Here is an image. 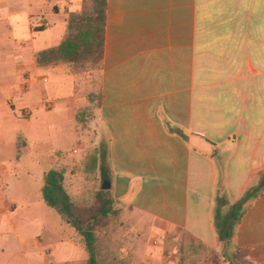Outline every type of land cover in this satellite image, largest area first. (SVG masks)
Instances as JSON below:
<instances>
[{"label": "crops", "instance_id": "obj_1", "mask_svg": "<svg viewBox=\"0 0 264 264\" xmlns=\"http://www.w3.org/2000/svg\"><path fill=\"white\" fill-rule=\"evenodd\" d=\"M82 2L0 0V210L10 207L0 264L4 252H18L13 264L88 259L46 221L40 193L87 103L66 65L36 63ZM100 90L92 123L132 233L130 264H172L183 233L219 251L216 209L226 214L264 173V0H107ZM231 243L264 264V195Z\"/></svg>", "mask_w": 264, "mask_h": 264}, {"label": "trees", "instance_id": "obj_2", "mask_svg": "<svg viewBox=\"0 0 264 264\" xmlns=\"http://www.w3.org/2000/svg\"><path fill=\"white\" fill-rule=\"evenodd\" d=\"M107 0H83L79 12L68 15L65 35L57 47L39 52L36 55L38 66L65 64L75 67L77 72L87 70L100 74L104 56ZM89 104L92 96H89ZM88 104V105H89ZM101 104V90L93 109L90 105L78 109L75 114L77 124H86L95 118V112ZM93 118V120H94ZM92 120V121H93ZM181 134L180 131H174ZM99 173L104 183L109 182V165L106 150L93 149L85 153L81 165V174L90 178ZM64 174L58 169L49 170L43 179L41 196L47 207L54 210L81 238V245L87 252L86 264H130V259L123 252L112 248L110 240L105 239L108 228L119 223L121 209L104 187L94 194L90 207H81L79 200L72 199L63 187ZM264 195V173L257 185L249 189L243 197L232 205L226 214L216 209L217 230L229 240L240 224L243 212L253 201ZM232 258L246 257V253L232 244ZM213 250L190 235L183 233L174 240L172 264L194 263L197 258L208 255L218 257ZM238 264V263H237Z\"/></svg>", "mask_w": 264, "mask_h": 264}, {"label": "rangeland", "instance_id": "obj_3", "mask_svg": "<svg viewBox=\"0 0 264 264\" xmlns=\"http://www.w3.org/2000/svg\"><path fill=\"white\" fill-rule=\"evenodd\" d=\"M54 1L55 0H53V2ZM66 66L68 68L69 74L77 78V97L79 99V102L87 103L88 105V98L89 96H92V103H90L89 105L94 109L96 107L99 96L100 74L92 70L77 72L75 67L69 65ZM94 112L95 110L93 111V113ZM23 115L25 118L29 117L28 113H23ZM93 118L94 117H92V120ZM92 120L86 124H77L76 144L75 141L70 142V144H68V142L65 143V146L63 147H73L68 151L57 152L54 156L56 161L55 167L60 169L65 176L64 189L66 193L72 199L79 200V202L81 203V207H90L94 202V194L108 185V183L102 182L99 173H96L90 178H84L81 174V165L86 152L93 149H97L100 151L106 150V139H101L98 137V133L93 126ZM18 144L19 147L25 145L24 139L20 138L18 140ZM74 151H77V153H74ZM9 210L10 207L4 206V208L0 210V218ZM45 211L48 214L46 221L54 226L58 235H64V237H69L70 235V239L74 244L82 246L80 236L72 229H70L54 210L50 209L49 207H45ZM61 227L63 229H61ZM130 232L131 231L121 223H117L114 225L110 224L108 228V235H106L105 237V239L110 240L113 249L123 252L128 258L129 255H127V253L125 252H128L127 249H129L131 247V244L133 243L129 240V236L130 234H132ZM218 237L220 250L212 251L218 257L212 258V256L204 255L197 258L194 263L186 261V264H256L252 262L247 256L245 258L240 257L238 260H234L232 258L234 249L232 247L231 239H224L222 232L219 233ZM173 245L174 241H171L169 244L170 252H173ZM82 247H80L79 250L81 252H85V249H83L84 247ZM13 249L15 250L16 247H13ZM16 253L18 252H4V254L2 255V260L4 261V263L13 264V261L15 259L11 260L10 257L12 256V254Z\"/></svg>", "mask_w": 264, "mask_h": 264}, {"label": "water", "instance_id": "obj_4", "mask_svg": "<svg viewBox=\"0 0 264 264\" xmlns=\"http://www.w3.org/2000/svg\"><path fill=\"white\" fill-rule=\"evenodd\" d=\"M105 189H108L109 188V185H107L106 187H104Z\"/></svg>", "mask_w": 264, "mask_h": 264}, {"label": "built area", "instance_id": "obj_5", "mask_svg": "<svg viewBox=\"0 0 264 264\" xmlns=\"http://www.w3.org/2000/svg\"><path fill=\"white\" fill-rule=\"evenodd\" d=\"M74 153H77V151H74Z\"/></svg>", "mask_w": 264, "mask_h": 264}]
</instances>
